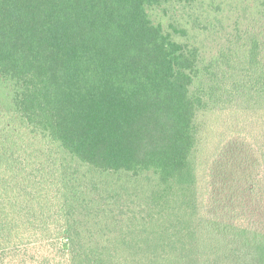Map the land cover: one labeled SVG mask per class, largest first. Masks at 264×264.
Here are the masks:
<instances>
[{"label":"trees","instance_id":"trees-1","mask_svg":"<svg viewBox=\"0 0 264 264\" xmlns=\"http://www.w3.org/2000/svg\"><path fill=\"white\" fill-rule=\"evenodd\" d=\"M197 3L0 0V264H264L195 223L199 113L264 93L261 33L208 58L157 14Z\"/></svg>","mask_w":264,"mask_h":264},{"label":"rangeland","instance_id":"rangeland-1","mask_svg":"<svg viewBox=\"0 0 264 264\" xmlns=\"http://www.w3.org/2000/svg\"><path fill=\"white\" fill-rule=\"evenodd\" d=\"M260 10V0H198L195 7L177 5L166 12L159 9L157 14L163 15L165 26L179 20L206 57L230 45L231 49H238L235 57L240 56L243 62L248 48L247 42L238 48L243 39L254 32L264 38ZM196 15L208 29L194 26ZM239 35L243 38L237 42ZM223 107L206 109L198 115L199 209L195 223L209 244L223 242L212 238L211 232L230 237L236 228H242L246 241L264 244V93L252 89L247 96L237 97L234 104ZM19 131L28 140L27 130ZM28 144L37 148L44 147L45 142L35 138ZM145 182L154 183V179ZM143 199L135 198L129 208L139 216L145 213L141 211Z\"/></svg>","mask_w":264,"mask_h":264}]
</instances>
